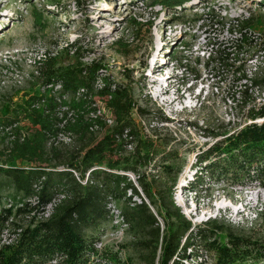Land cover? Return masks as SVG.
Listing matches in <instances>:
<instances>
[{
	"label": "trees",
	"instance_id": "obj_1",
	"mask_svg": "<svg viewBox=\"0 0 264 264\" xmlns=\"http://www.w3.org/2000/svg\"><path fill=\"white\" fill-rule=\"evenodd\" d=\"M188 1L191 0H152L148 6L176 9L184 8ZM208 11L201 15L194 12L191 19L204 23L213 14ZM33 19L37 25H44L43 14L36 9ZM235 21L240 29L239 37L225 42L216 57V51L211 48L206 60H219L228 68L233 74L232 85L243 86V90L236 91L237 100L247 106L254 100L251 97L246 101L248 90L264 87V75L245 73L246 64L239 58V51L249 40L242 31L248 27L249 18ZM131 23L136 28L141 25L135 18ZM182 45L192 47L186 42ZM80 49L76 48V55ZM173 53L175 50L171 55L176 60L177 55ZM55 60L52 56L43 63L46 67L42 83L49 87L40 94H26L21 102H15L11 115L3 123L8 129L2 131L3 142L7 141L0 152L3 162L0 174L6 176L13 193L0 192V264H105L113 253L108 247L97 250L94 243L111 224L110 204L115 205L116 201L123 202L119 210L126 223L125 230L139 234L138 240L131 244L141 249L139 256L145 264H188L190 259L200 257L202 244L212 253L215 264H264L263 236L237 233L215 217L200 223H192L185 217L173 198L181 171V166H176L173 159L177 152L166 150L170 140L158 148L153 138L139 130L133 115L134 112L137 116L143 115L146 108L135 102L128 85L101 73L104 68L97 60L83 64L77 59L65 65H58ZM54 86L58 87L57 92ZM97 99L114 115L112 126L106 127L99 119L84 117L96 111L93 105ZM69 111L77 115L74 121L67 119ZM247 118L250 122L233 132L211 133L216 140L196 153L192 162L196 167L195 176L189 189L204 190V195H210L205 178L210 182L221 180L234 184L252 179L264 185V101L250 105ZM21 119L29 130L16 126ZM65 119V127H61ZM93 123L106 128L97 141L77 148L64 161L55 159L57 154L49 152L48 139L59 131H71L81 140L91 132L89 127ZM129 143L131 149L127 151ZM148 165L162 170L163 180L156 188L152 183L158 177L150 180L149 174L141 172V168ZM129 174H134L136 181L131 180ZM61 192L68 197L62 199L46 219L25 217L32 210L39 211ZM33 195L35 203L26 201ZM7 201L12 205L3 207ZM259 213L264 214V211ZM157 215L164 219L163 231L157 225ZM6 228L9 233L21 228L14 243H1Z\"/></svg>",
	"mask_w": 264,
	"mask_h": 264
},
{
	"label": "rangeland",
	"instance_id": "obj_2",
	"mask_svg": "<svg viewBox=\"0 0 264 264\" xmlns=\"http://www.w3.org/2000/svg\"><path fill=\"white\" fill-rule=\"evenodd\" d=\"M150 1L0 0V152L7 141L2 140V131L8 129L3 123L15 102H21L26 94H40L48 87L42 83L45 60L56 57L58 65L75 63L77 59L83 64L97 60L102 63L104 75L128 85L135 102L146 108L143 115H133L142 134L153 138L158 148L170 140L166 150L177 152L173 159L181 171L173 198L185 217L192 223L215 217L237 233L264 237V214L259 213L264 211V185L252 179L234 184L205 178L210 195H204V190H189L196 170L192 162L196 153L216 140L211 133L233 132L249 123L248 107L264 101V87L251 88L245 99L248 102L252 97L253 102L242 104L236 91L243 90V86L232 85L233 74L222 62L206 60L211 48L216 57L225 42L239 37L236 19L249 18L248 27L242 29L249 40L243 43L239 58L246 64L248 76L264 75V0H191L184 8L176 9L159 5L151 8ZM34 9L43 14V26L35 23ZM207 9L213 14L204 23L191 19L194 12L201 15ZM132 18L140 22L139 28L132 25ZM183 42L192 47L185 48ZM76 48H81L79 55ZM173 50L176 60L171 55ZM53 89L58 91V87ZM96 105L108 113L102 102L97 101ZM16 126L29 130L22 119ZM105 130L99 126L81 140L72 133V142L59 141L47 148L51 154H57L55 159L64 161L77 148L97 141ZM160 158H156V163ZM141 169L150 180L158 177L152 187L163 180L161 169L150 165ZM129 178L133 180L132 176ZM0 182L1 194L13 193L5 175L0 174ZM138 188L143 195L139 184ZM122 203L116 201L115 206L121 208ZM242 204V214L233 216L228 211V207L235 210ZM195 205L199 208L196 215L192 214ZM254 207L256 210L252 211ZM157 220L163 231L164 219L157 215ZM110 227L109 224L105 229ZM112 231L103 237L113 252L109 262L145 264L139 256L141 249L131 244L139 234L127 230L111 234ZM199 249L200 257L190 259L188 264H215L212 253L203 244Z\"/></svg>",
	"mask_w": 264,
	"mask_h": 264
},
{
	"label": "built area",
	"instance_id": "obj_3",
	"mask_svg": "<svg viewBox=\"0 0 264 264\" xmlns=\"http://www.w3.org/2000/svg\"><path fill=\"white\" fill-rule=\"evenodd\" d=\"M102 73V72H101ZM49 87V85H48ZM57 87V86H54V88ZM263 88V87H262ZM97 101H100L104 104L105 106V103L100 100V99H97ZM96 101V103H97ZM96 103L93 105L96 109V111H92V112H89L88 114L86 113L85 114V118L87 119H99L101 120L105 126H112L113 125V122H114V115H112V112L110 109H108L106 106V109L108 110V113L105 112V109L103 108L100 109ZM62 109H65V108H62ZM77 117V115L75 114L74 111H69L68 114H67V119L70 120V121H74L75 118ZM67 119L63 120L62 123L60 124L61 127H65V123L67 122ZM260 120V119H258ZM100 125L97 124V123H93L90 125L89 129L91 131H94L96 129H98ZM24 135V134H23ZM59 141H62L66 144L72 142V132L71 131H64V130H61L59 131L56 135L52 136L51 138L48 139V142H47V147L53 145V144H56L58 143ZM131 143L127 144L126 148L127 147H131ZM76 174V173H75ZM129 176H132L133 180L135 179V176H133L132 174H129ZM87 179V175L85 176L84 180L82 183H85ZM68 197V195L64 192H61V193H56L54 195V197L43 207L41 208L39 211H33L30 212V214H25V217L26 218H29L30 216H33V218H35L36 220H40V219H46L53 211V209L55 208V206L64 198ZM138 200V199H136ZM26 201H29L31 203H35L36 202V196L33 195L31 197H28L26 199ZM139 201V200H138ZM11 202H4V206H11ZM110 213L112 214V219H111V224H110V228L109 230H113L111 234L113 233H117V232H122V230H125V227H126V223L124 222L123 220V216L121 215L120 213V210L117 206H115L113 203L110 204ZM0 209H1V205H0ZM21 230V228H15L13 230L12 233H9L8 232V229L6 228L3 232V236H2V240H1V243H4V244H10V243H14L18 237V232ZM109 230L105 229V232L102 234V236L94 243V247L101 251L103 248H106L108 247L109 250L112 252L111 248L109 246H106L105 245V242L103 240V237L104 235H106ZM113 253V252H112ZM111 260V259H110ZM110 260H108L105 264H111V262H109Z\"/></svg>",
	"mask_w": 264,
	"mask_h": 264
},
{
	"label": "clouds",
	"instance_id": "obj_4",
	"mask_svg": "<svg viewBox=\"0 0 264 264\" xmlns=\"http://www.w3.org/2000/svg\"><path fill=\"white\" fill-rule=\"evenodd\" d=\"M190 190V189H189ZM182 190L180 189V192H181ZM244 204H242L241 205V207L240 208H236L235 210H233V208H229L228 207V211H230L232 214H233V216H236V215H238V213L239 214H242L243 213V208H244ZM197 209H199L198 208V206H194V212L192 213V214H194V215H196V213H195V210H197ZM256 210V208L254 207L253 209H252V211H255ZM190 214H191V212H189V214H188V216H190ZM208 217H211V216H208ZM208 219V218H207ZM207 219H205V220H207ZM191 220V219H190ZM205 220H202V221H205ZM192 221V220H191Z\"/></svg>",
	"mask_w": 264,
	"mask_h": 264
}]
</instances>
